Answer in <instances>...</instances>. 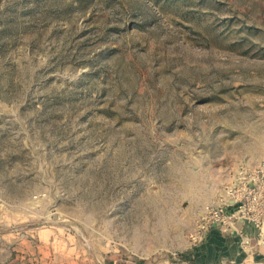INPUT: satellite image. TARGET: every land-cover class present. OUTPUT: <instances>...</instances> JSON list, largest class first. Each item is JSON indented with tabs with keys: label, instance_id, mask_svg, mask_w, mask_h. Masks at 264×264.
Listing matches in <instances>:
<instances>
[{
	"label": "rangeland",
	"instance_id": "374dc122",
	"mask_svg": "<svg viewBox=\"0 0 264 264\" xmlns=\"http://www.w3.org/2000/svg\"><path fill=\"white\" fill-rule=\"evenodd\" d=\"M263 163L264 0H0V264H255Z\"/></svg>",
	"mask_w": 264,
	"mask_h": 264
},
{
	"label": "built area",
	"instance_id": "2783aa9c",
	"mask_svg": "<svg viewBox=\"0 0 264 264\" xmlns=\"http://www.w3.org/2000/svg\"><path fill=\"white\" fill-rule=\"evenodd\" d=\"M240 176L232 207H220L210 212L209 221L202 231H208L218 223L222 224V231L237 230L236 224L244 221L254 224L260 230V234L264 235V163L254 170L242 171ZM229 209L234 210L229 213ZM250 246L251 240L243 235L241 248L245 251Z\"/></svg>",
	"mask_w": 264,
	"mask_h": 264
},
{
	"label": "crops",
	"instance_id": "0c3cea01",
	"mask_svg": "<svg viewBox=\"0 0 264 264\" xmlns=\"http://www.w3.org/2000/svg\"><path fill=\"white\" fill-rule=\"evenodd\" d=\"M236 229L239 231L238 235L236 237H230V239L234 240V243L236 244L235 249L240 252V249H242L241 243L243 235L248 236L251 240V246L244 252L251 255L249 258L250 260H253L255 264H264V235L260 234V230L257 229L254 224L249 222L239 221L236 224ZM223 232L226 231L224 230ZM242 255L244 256V253Z\"/></svg>",
	"mask_w": 264,
	"mask_h": 264
},
{
	"label": "water",
	"instance_id": "95a60500",
	"mask_svg": "<svg viewBox=\"0 0 264 264\" xmlns=\"http://www.w3.org/2000/svg\"><path fill=\"white\" fill-rule=\"evenodd\" d=\"M233 204V202H232ZM213 230H222V224L221 223H218V224H214L212 227H211ZM224 235L225 236H232V237H236L238 235V232L237 230L233 229L231 231H226L224 232ZM155 262L157 261V259L154 260Z\"/></svg>",
	"mask_w": 264,
	"mask_h": 264
}]
</instances>
